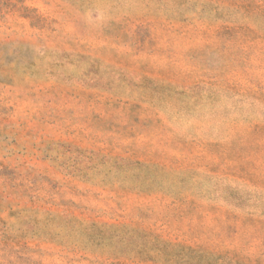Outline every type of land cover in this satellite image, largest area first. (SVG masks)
Returning <instances> with one entry per match:
<instances>
[{
	"label": "rangeland",
	"instance_id": "obj_1",
	"mask_svg": "<svg viewBox=\"0 0 264 264\" xmlns=\"http://www.w3.org/2000/svg\"><path fill=\"white\" fill-rule=\"evenodd\" d=\"M0 264H264V0H0Z\"/></svg>",
	"mask_w": 264,
	"mask_h": 264
}]
</instances>
